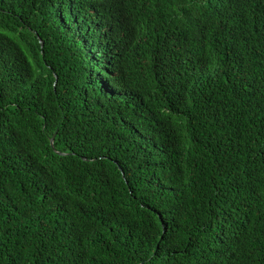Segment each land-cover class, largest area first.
Listing matches in <instances>:
<instances>
[{
    "label": "trees",
    "instance_id": "obj_1",
    "mask_svg": "<svg viewBox=\"0 0 264 264\" xmlns=\"http://www.w3.org/2000/svg\"><path fill=\"white\" fill-rule=\"evenodd\" d=\"M0 264H264V0H0Z\"/></svg>",
    "mask_w": 264,
    "mask_h": 264
},
{
    "label": "water",
    "instance_id": "obj_2",
    "mask_svg": "<svg viewBox=\"0 0 264 264\" xmlns=\"http://www.w3.org/2000/svg\"><path fill=\"white\" fill-rule=\"evenodd\" d=\"M51 144H52V139H51Z\"/></svg>",
    "mask_w": 264,
    "mask_h": 264
}]
</instances>
